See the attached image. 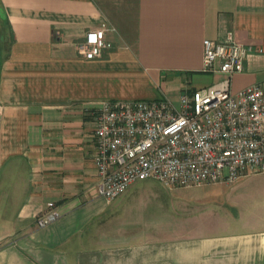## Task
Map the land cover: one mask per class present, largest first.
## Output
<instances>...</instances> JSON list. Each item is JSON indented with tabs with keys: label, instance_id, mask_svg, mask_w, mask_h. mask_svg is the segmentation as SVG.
I'll list each match as a JSON object with an SVG mask.
<instances>
[{
	"label": "crops",
	"instance_id": "obj_1",
	"mask_svg": "<svg viewBox=\"0 0 264 264\" xmlns=\"http://www.w3.org/2000/svg\"><path fill=\"white\" fill-rule=\"evenodd\" d=\"M103 22L114 49L86 59ZM229 33L254 48L231 92L264 87V0H0V264H264V226L212 198L171 221L145 209L153 188L99 193L90 109L219 84L203 42ZM52 202L60 218L38 227Z\"/></svg>",
	"mask_w": 264,
	"mask_h": 264
},
{
	"label": "built area",
	"instance_id": "obj_2",
	"mask_svg": "<svg viewBox=\"0 0 264 264\" xmlns=\"http://www.w3.org/2000/svg\"><path fill=\"white\" fill-rule=\"evenodd\" d=\"M107 22L86 33L78 52L86 59L114 49ZM205 73H222L217 85L184 92L179 101L106 100L90 110L95 123L99 193L109 202L132 185L155 180L168 187L234 183L264 173V87L231 92L253 51L229 33L203 42ZM263 52V49L259 50ZM37 218L46 227L61 216L54 202Z\"/></svg>",
	"mask_w": 264,
	"mask_h": 264
},
{
	"label": "rangeland",
	"instance_id": "obj_3",
	"mask_svg": "<svg viewBox=\"0 0 264 264\" xmlns=\"http://www.w3.org/2000/svg\"><path fill=\"white\" fill-rule=\"evenodd\" d=\"M135 186L153 188L145 209L155 218L177 221L193 215L201 198H212L213 203L232 210L249 226H264V173L242 177L234 183H217L206 186L169 187L155 181H141ZM190 217V216H189Z\"/></svg>",
	"mask_w": 264,
	"mask_h": 264
}]
</instances>
